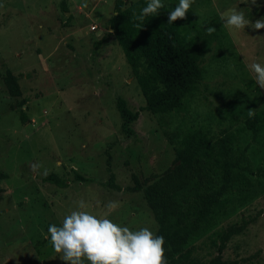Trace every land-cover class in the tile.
Masks as SVG:
<instances>
[{"label":"rangeland","instance_id":"obj_1","mask_svg":"<svg viewBox=\"0 0 264 264\" xmlns=\"http://www.w3.org/2000/svg\"><path fill=\"white\" fill-rule=\"evenodd\" d=\"M123 1L128 6L137 0ZM114 3L0 0V264H65L47 229L62 226L81 199L88 205L84 210L98 217L110 201L118 202L107 218L133 231L147 227L155 233L152 214L135 188L172 167L173 144L191 126L214 137L224 130L233 134L234 148L246 159L241 165L251 173L244 172L247 185L240 183L228 194L231 203L214 226L186 248L208 259L214 254L210 234L245 221L223 258L230 264H264V177L258 175L264 170V132L253 140L244 125L249 110L264 114V89L249 67L264 64V29L230 32L222 19V13L237 7L255 23L264 18V0L255 5L194 0L190 10L199 29L214 28L213 39L200 61L203 77L196 91L182 111L165 115L141 110L144 99L108 30ZM6 79L15 84V95ZM118 99L138 113L129 136L121 130ZM107 157L116 188L108 185ZM45 171L68 180L76 171L90 182L60 188L40 181ZM215 180L218 185V176ZM244 188L250 199L240 204L236 192Z\"/></svg>","mask_w":264,"mask_h":264},{"label":"trees","instance_id":"obj_2","mask_svg":"<svg viewBox=\"0 0 264 264\" xmlns=\"http://www.w3.org/2000/svg\"><path fill=\"white\" fill-rule=\"evenodd\" d=\"M148 2L137 0L125 6L123 0H115L114 14L107 21L108 30L120 46L144 99L141 110L152 115L180 112L202 80L200 61L209 50L213 35L206 27L199 29L191 10L186 19L169 24V13L179 3L162 1L164 8L157 14L138 21L136 17ZM5 82L10 94L15 95V84L8 79ZM116 109L121 118V130L129 136L130 125L138 118V113L132 112L122 99L116 101ZM244 118L246 129L256 140L264 132V114H245ZM19 120L25 124L26 115L22 110ZM234 143L235 137L227 130L214 137L201 127H188L173 144L172 167L143 188H135L141 191L152 214L155 234L164 238L167 264H230L224 260L223 252L231 238L245 228V221L210 234L208 247L214 254L208 259L199 258L192 247L186 246L209 231L216 217L225 213L231 203L228 194L240 183L247 185L244 172L250 171L241 165L246 159L243 151L234 148ZM109 162L107 157L108 185L116 188ZM258 175L264 177V170ZM215 176L219 178L218 185ZM40 181L66 188L71 182L87 183L90 179L73 171L71 180L48 173ZM236 198L240 204L250 199L248 188L238 190Z\"/></svg>","mask_w":264,"mask_h":264},{"label":"clouds","instance_id":"obj_3","mask_svg":"<svg viewBox=\"0 0 264 264\" xmlns=\"http://www.w3.org/2000/svg\"><path fill=\"white\" fill-rule=\"evenodd\" d=\"M193 2L179 0V4L169 13L168 23L186 19ZM247 3L255 5L256 0H247ZM162 8V0H149L136 19L142 22ZM222 19L230 32L241 31L245 27L257 31L264 29V18L251 23L244 11L237 7L222 13ZM207 31L211 33L215 29L209 27ZM249 67L254 73L256 84L264 89V64L253 62ZM253 114L249 110V116ZM77 206V210L65 215L62 226L52 224L47 229L53 250L62 254L60 258L65 264H85V261L89 264H167L163 236L156 235L147 227L133 231L107 218L119 206L118 202L110 201L103 217L84 210L88 205L82 199L77 201Z\"/></svg>","mask_w":264,"mask_h":264},{"label":"built area","instance_id":"obj_4","mask_svg":"<svg viewBox=\"0 0 264 264\" xmlns=\"http://www.w3.org/2000/svg\"><path fill=\"white\" fill-rule=\"evenodd\" d=\"M94 27H92V29H93Z\"/></svg>","mask_w":264,"mask_h":264}]
</instances>
